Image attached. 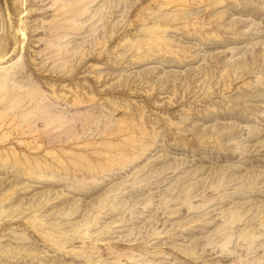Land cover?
Masks as SVG:
<instances>
[{
    "label": "rangeland",
    "instance_id": "374dc122",
    "mask_svg": "<svg viewBox=\"0 0 264 264\" xmlns=\"http://www.w3.org/2000/svg\"><path fill=\"white\" fill-rule=\"evenodd\" d=\"M0 264H264V0H0Z\"/></svg>",
    "mask_w": 264,
    "mask_h": 264
}]
</instances>
